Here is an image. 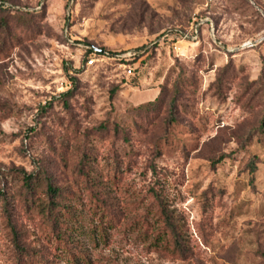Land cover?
Segmentation results:
<instances>
[{
	"label": "rangeland",
	"instance_id": "374dc122",
	"mask_svg": "<svg viewBox=\"0 0 264 264\" xmlns=\"http://www.w3.org/2000/svg\"><path fill=\"white\" fill-rule=\"evenodd\" d=\"M262 121L264 0H0V264H264Z\"/></svg>",
	"mask_w": 264,
	"mask_h": 264
},
{
	"label": "trees",
	"instance_id": "16d2710c",
	"mask_svg": "<svg viewBox=\"0 0 264 264\" xmlns=\"http://www.w3.org/2000/svg\"><path fill=\"white\" fill-rule=\"evenodd\" d=\"M196 24L198 23V21L196 20L195 22ZM178 36L183 37L184 38V32H179ZM91 55L94 57H107V58H114V56H117V53H111V51H106V50H102V51H96V50H91ZM107 54H106V53ZM142 53L139 54H134L131 55L130 57H126L123 59H119V60H123V62L125 64H127L129 66L130 63H134L141 55ZM132 73V72H131ZM135 85H139V83L136 82ZM71 92H69L70 94ZM159 97H157L156 100H158ZM176 98L174 97L173 100L169 103V116H168V123L172 124L175 120V113H176ZM262 124L260 125L264 131V121L261 122ZM250 174L254 175L255 171H256V167L254 165V161H251V166H250ZM45 179V178H43ZM44 186L43 181L40 180V178L36 177V175L34 173H30L27 174L25 173V175L23 176V190H24V202L26 203V201H30L31 204L38 206L39 208V213L43 214V215H47V219H50L49 216H53L55 221L58 220V216L59 215H54L56 212V208L55 205H50V197L56 196V192L57 190L53 187V185L51 183H49V181L47 180L45 183V189H43L42 193L43 195H39V197H36L35 194L36 192L42 187ZM46 197L48 199V202L44 203V201L40 198H44ZM29 205V203H28ZM29 208V207H28ZM98 208V205H97ZM161 210V209H160ZM158 210V212L156 214H154L155 216H158V218L155 219L156 223L155 225L152 226L151 221L147 220V218H149L150 214H151V210H147V212L144 215L143 218V222L147 224V226H151V228L154 229V231H157L156 236L151 239V245H153V247L156 250L159 249H167L170 248L171 245L174 246V248L178 251H180L181 253L185 252V245H184V239L182 237L181 231L178 230L177 225H175L172 222L171 217L163 210ZM112 217L110 216L109 213H106L105 211H102V213H100L99 216V222L100 224H104V223H113Z\"/></svg>",
	"mask_w": 264,
	"mask_h": 264
},
{
	"label": "built area",
	"instance_id": "2783aa9c",
	"mask_svg": "<svg viewBox=\"0 0 264 264\" xmlns=\"http://www.w3.org/2000/svg\"><path fill=\"white\" fill-rule=\"evenodd\" d=\"M197 36V35H196ZM186 38H188V36L186 35V34H184V39H186ZM97 51V50H96ZM106 53V52H105ZM107 54V53H106ZM94 58H92V57H90V59H89V62L88 63H90V64H92L93 62H94ZM128 72H129V74H131V72H132V69H131V67H128Z\"/></svg>",
	"mask_w": 264,
	"mask_h": 264
}]
</instances>
